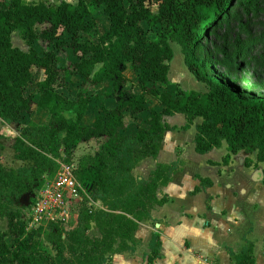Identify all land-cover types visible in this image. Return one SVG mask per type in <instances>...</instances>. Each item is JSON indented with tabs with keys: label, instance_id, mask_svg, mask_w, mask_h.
<instances>
[{
	"label": "trees",
	"instance_id": "trees-1",
	"mask_svg": "<svg viewBox=\"0 0 264 264\" xmlns=\"http://www.w3.org/2000/svg\"><path fill=\"white\" fill-rule=\"evenodd\" d=\"M229 3L77 0L76 4L63 1L49 7L0 0V120L18 125L23 117L28 118L11 146L14 158L26 165L7 170L0 160V217L7 222V230L0 233V264H105L115 254L133 252L134 233L141 222L150 219L155 206L166 202L164 196H157V190L171 181L177 168L175 162L156 164L146 179L132 174L140 161L156 158L165 132L175 128L165 123L166 116L183 115V130L200 119L193 138L198 154L220 148L223 142L227 150L223 163L240 151L255 153L264 183V98H240L210 74L207 63L196 55L207 29L227 20ZM96 8H102L107 27L92 41L88 35L97 30L91 17ZM13 32L28 46L27 51L12 45ZM169 42L179 46L187 71L206 91L182 90L177 85L168 90L173 85L168 79ZM33 44L40 45L39 50ZM63 49H69L75 58L66 67L59 62ZM127 70L136 74L140 92L132 90L134 83L124 74ZM37 74L42 78L28 91ZM71 76L80 81V90L73 97L64 91ZM103 82L110 83L103 99H113L115 106L100 107L93 124L84 126L81 121L89 104L102 98L93 94V88ZM145 112V127L125 133L127 124ZM35 113L45 115L46 122L34 121ZM102 137L106 140L100 151L80 159L75 177L94 191L103 208L79 211L70 231L49 227L46 240L55 250L51 255L39 240L23 237L13 204L42 184L37 181L42 174H54L61 148L67 153ZM200 183L210 184L205 179ZM148 248L147 261L152 263L159 258V235L150 236ZM231 256L235 264H254L250 244Z\"/></svg>",
	"mask_w": 264,
	"mask_h": 264
},
{
	"label": "crops",
	"instance_id": "crops-1",
	"mask_svg": "<svg viewBox=\"0 0 264 264\" xmlns=\"http://www.w3.org/2000/svg\"><path fill=\"white\" fill-rule=\"evenodd\" d=\"M132 73L134 77L129 80L135 87L136 74ZM103 83L108 86L104 94L110 91V83ZM93 103L99 110L115 106L111 98ZM146 116L147 112L131 122L133 129H125V133L133 134L137 127H145ZM163 120L175 128L165 132L156 158H145L137 166L149 167V174L156 164H177L171 181L157 190V196H164L166 202L155 206L150 219L139 224L133 235L135 250L115 254L105 264H235L231 253L238 255L246 244L252 246L254 264H263L264 183L262 164L256 162L255 153L240 151L223 163L225 143L206 154L194 151L193 128L200 121L195 120L183 130V115L166 116ZM183 134L189 136L187 147ZM201 179L210 184L201 185ZM152 234L159 235L160 249L159 258L149 263Z\"/></svg>",
	"mask_w": 264,
	"mask_h": 264
},
{
	"label": "rangeland",
	"instance_id": "rangeland-1",
	"mask_svg": "<svg viewBox=\"0 0 264 264\" xmlns=\"http://www.w3.org/2000/svg\"><path fill=\"white\" fill-rule=\"evenodd\" d=\"M76 4L77 0H23L25 4L43 3L49 7H55L60 2ZM88 1V0H87ZM91 17L96 22V31L91 32L88 37L92 41H96V35L101 34L107 27V18L103 13L102 8H96L91 12ZM236 42V43H235ZM11 43L14 47L27 51L28 46L23 43L17 32L11 34ZM172 50V59L169 63V72L171 81L178 83V87L182 90H195L199 92L206 91L202 83L197 82L194 77L187 71L180 52L179 46L174 42H169ZM33 47L39 50L40 45L33 44ZM60 64L66 67L75 58L69 49H63L59 52ZM196 55L204 60L208 65L210 74H214L223 83L228 84L239 96L244 100H257L264 98V0H252L250 3L240 2L239 0H230L227 8V20L221 25H213L207 29L206 34L197 44ZM127 79H133V73L126 71ZM42 78L41 74L34 76L32 83L29 85L28 91H33L36 81ZM65 94L74 96L80 90V81L73 76L68 77ZM85 88V87H84ZM83 88V89H84ZM174 88V85L169 87ZM82 89V91H84ZM108 89L106 83L100 84L93 88V94L100 95L103 100V92ZM133 91H140L137 85L133 87ZM97 112H100L97 104L93 101L89 104L87 112L82 118L84 126H91L93 118ZM180 115L181 114H175ZM33 120L37 123L46 122V116L40 113L33 115ZM28 118H22L20 124H5L0 120V160L3 167L7 170H16L19 167L26 165L14 158V153L11 148L15 137L19 136L20 128H22ZM197 118L195 122H199ZM131 122L127 124L126 129L132 130ZM195 133V127L193 128ZM181 134V133H178ZM187 142L189 136L183 134V140ZM106 138L93 139L89 142H83L74 148H70L66 153L64 148L60 149V157L55 159L57 164L55 172L60 164H73L77 167L81 158L89 155H94L99 152ZM224 143V142H223ZM187 144L186 147L189 145ZM227 151V150H226ZM147 166H137L132 174L136 178H147ZM54 172V173H55ZM54 174L50 177L48 173H44L37 180L42 184L45 179L51 180ZM41 184V185H42ZM40 185V186H41ZM40 186L33 188L28 192V199L25 200V194L21 195L17 202L13 204L15 211H18V221L23 211L32 209V195L39 190ZM102 204L95 198L92 189H86V195L81 196L80 200L72 209L71 217L68 222V229L63 226L43 224L41 227L29 228L24 231V236L28 240H39L41 247L51 255L55 250L51 243L46 240V233L51 226H57L62 231H70L76 226L79 211L93 212L102 209ZM65 230H64V229ZM7 230V222L5 218L0 217V233Z\"/></svg>",
	"mask_w": 264,
	"mask_h": 264
},
{
	"label": "built area",
	"instance_id": "built-area-1",
	"mask_svg": "<svg viewBox=\"0 0 264 264\" xmlns=\"http://www.w3.org/2000/svg\"><path fill=\"white\" fill-rule=\"evenodd\" d=\"M75 170L73 164H60L54 177L44 180L39 190L32 195V209L21 214L20 225L24 231L39 228L43 224L68 229L72 209L80 197L86 195L87 189L76 180Z\"/></svg>",
	"mask_w": 264,
	"mask_h": 264
},
{
	"label": "water",
	"instance_id": "water-1",
	"mask_svg": "<svg viewBox=\"0 0 264 264\" xmlns=\"http://www.w3.org/2000/svg\"><path fill=\"white\" fill-rule=\"evenodd\" d=\"M28 199V194H25V200H27Z\"/></svg>",
	"mask_w": 264,
	"mask_h": 264
}]
</instances>
